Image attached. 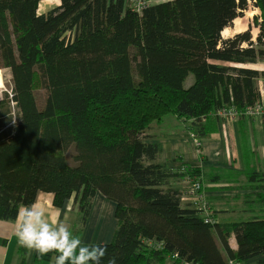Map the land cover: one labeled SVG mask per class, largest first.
Wrapping results in <instances>:
<instances>
[{
	"label": "trees",
	"instance_id": "obj_1",
	"mask_svg": "<svg viewBox=\"0 0 264 264\" xmlns=\"http://www.w3.org/2000/svg\"><path fill=\"white\" fill-rule=\"evenodd\" d=\"M40 1L0 0V70L12 75L0 99V219H16L39 192L52 193L58 207L74 197L77 235L101 193L116 204L117 219L111 241L90 244L106 245L101 264H264V215L206 221L169 186L174 177L202 181L199 170L174 172L157 161L161 145L147 142L152 122L167 113L204 136L221 108L244 115L264 100L255 85L264 72L243 66L264 59V0H170L142 12L128 0H60L39 13ZM250 7L260 11L251 22L256 38L251 27L223 37ZM247 178L264 182V172L248 170ZM258 190L264 207V185ZM27 253L20 246L18 264Z\"/></svg>",
	"mask_w": 264,
	"mask_h": 264
},
{
	"label": "crops",
	"instance_id": "obj_2",
	"mask_svg": "<svg viewBox=\"0 0 264 264\" xmlns=\"http://www.w3.org/2000/svg\"><path fill=\"white\" fill-rule=\"evenodd\" d=\"M165 1L170 0H148V4ZM243 66L264 72V59ZM255 85L264 99V78L256 79ZM215 125L213 132L199 136L192 131L189 121L169 114L152 122L147 142L161 145L157 161L166 163L174 172L184 165L199 170L203 194L217 223L227 225L263 216L264 207L256 199L257 191L250 188L254 182L249 181L247 172L252 169L264 172V115L219 118ZM189 184L187 176L174 177L169 182V186L181 191L184 205H193L187 194ZM36 201L45 205L53 218L66 223L70 231L80 228V212L74 197L58 207L53 204L52 193L39 192ZM115 210L113 201L101 193L95 196L89 218L77 234L84 244L111 241L117 225ZM229 244L233 250L238 247L234 233ZM20 246L16 219H0V264H18ZM35 255L34 250H28L25 264H53V258L37 262ZM254 262L252 259L248 263Z\"/></svg>",
	"mask_w": 264,
	"mask_h": 264
},
{
	"label": "clouds",
	"instance_id": "obj_3",
	"mask_svg": "<svg viewBox=\"0 0 264 264\" xmlns=\"http://www.w3.org/2000/svg\"><path fill=\"white\" fill-rule=\"evenodd\" d=\"M16 236L21 246L34 250L40 257L50 252L58 253L53 258L54 264H101L107 253L106 245L84 244L66 223L53 218L39 201L18 210ZM108 264H116L115 258Z\"/></svg>",
	"mask_w": 264,
	"mask_h": 264
},
{
	"label": "rangeland",
	"instance_id": "obj_4",
	"mask_svg": "<svg viewBox=\"0 0 264 264\" xmlns=\"http://www.w3.org/2000/svg\"><path fill=\"white\" fill-rule=\"evenodd\" d=\"M59 2H60V0H41L40 3H39V13H46V12H48L53 7L57 6V4H59ZM258 14H260V11L258 9H254L253 7H250L244 13V16L241 17L242 20H243V22L246 24V29L245 30H247L248 28L251 27V31H252V34H253V37L254 38H256V36H257V34L259 32V29L254 24L251 25V22H252V19H253L254 15H258ZM234 27H235V25L233 23V25L231 27H229L230 28L229 29V32L227 34H225L223 37H225V38L232 37L235 33H238V32H234V29H235ZM1 80H2V82H1ZM193 81H194V76L192 74H190L188 76V78L186 79V81L184 83V86L185 87H189L193 83ZM0 82H1L0 99H2L3 98V95H4V93L6 91L7 92H10L11 91L12 75H11L10 69H8V68L1 69ZM35 94L37 96V99L40 102L44 101V98L46 96V91H45V89L41 86V84L38 81L35 83ZM169 114L170 113H167V114L163 115L162 118L164 116L169 115ZM16 121H17V119L14 120L13 123H15ZM73 153H74V147H72L71 149H69V151L67 152V160L71 164L74 163V161L72 159ZM260 185H264V182H254L253 184L250 185V188L255 189L258 192L259 191L258 190V187ZM71 232L75 235L76 234V229H73Z\"/></svg>",
	"mask_w": 264,
	"mask_h": 264
},
{
	"label": "built area",
	"instance_id": "obj_5",
	"mask_svg": "<svg viewBox=\"0 0 264 264\" xmlns=\"http://www.w3.org/2000/svg\"><path fill=\"white\" fill-rule=\"evenodd\" d=\"M131 7L137 12H142V10L147 6L148 0H128ZM218 116L221 118H237L241 113L234 107H224L218 111ZM244 115L247 116H262L264 115V100L257 102L254 105H249L243 111ZM187 194L192 197L193 205L201 210L206 218V221H213L214 216L209 203L207 202L203 191H202V181L197 178H191L190 184L187 189ZM229 264H242L237 260L230 259ZM181 264H195L188 261H183Z\"/></svg>",
	"mask_w": 264,
	"mask_h": 264
},
{
	"label": "bare ground",
	"instance_id": "obj_6",
	"mask_svg": "<svg viewBox=\"0 0 264 264\" xmlns=\"http://www.w3.org/2000/svg\"><path fill=\"white\" fill-rule=\"evenodd\" d=\"M251 14V13H250ZM249 15V14H248ZM234 25H235V29H234V32H242L246 29V24L243 22L242 18L241 17H237L235 20H234ZM229 27L225 28L223 31H222V35L224 36L225 34H227L229 32ZM0 78H1V70H0ZM2 82V80H1Z\"/></svg>",
	"mask_w": 264,
	"mask_h": 264
}]
</instances>
